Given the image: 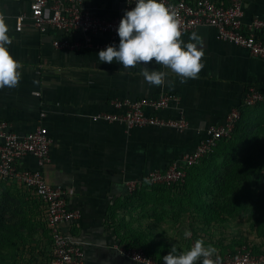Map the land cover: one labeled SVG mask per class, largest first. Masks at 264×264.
<instances>
[{
    "label": "crops",
    "instance_id": "0c3cea01",
    "mask_svg": "<svg viewBox=\"0 0 264 264\" xmlns=\"http://www.w3.org/2000/svg\"><path fill=\"white\" fill-rule=\"evenodd\" d=\"M125 1L85 0L84 4L110 17L122 12ZM243 11V23L264 18V0H245ZM1 12L12 38L8 50L22 68L18 87L0 89V119L19 135L39 123L47 129L51 148L44 178L50 185L62 186L68 192L69 206L80 212L79 219L63 229L82 243L84 264H137L114 249L118 241L135 243L156 260H163L173 246L177 253L187 250L196 239L222 252L249 246L264 255V199L256 198L252 206L235 212L232 207L200 206L197 200L206 196L197 190L190 194V201L179 204L172 200L186 194L180 190L134 195L125 192L124 184L194 149L208 126L221 123L240 104L246 87L264 90V61L216 39L215 29L203 26L182 34L185 43L193 42V32L202 37L204 67L199 78L182 84L170 74L164 86L156 87L144 80L139 67L123 69L115 61H99L97 53L106 46H118L119 37L113 42L103 35L90 38L94 46L102 44L104 49L57 50L52 46L55 34H40L28 18L22 30L15 31L14 19L29 14V0H2ZM148 67L160 70L154 63ZM162 94L176 95L178 102L159 115L177 118L181 113L187 122L183 132L159 127L127 129L90 119L95 113L112 111L113 99ZM21 165L37 169L32 158L22 160ZM199 179L190 173L191 184ZM2 185L4 196L27 199L29 215L46 229L38 200L14 183ZM185 230L191 232L190 238L184 237ZM40 244L47 253L36 255L29 264L47 262L50 239Z\"/></svg>",
    "mask_w": 264,
    "mask_h": 264
},
{
    "label": "built area",
    "instance_id": "2783aa9c",
    "mask_svg": "<svg viewBox=\"0 0 264 264\" xmlns=\"http://www.w3.org/2000/svg\"><path fill=\"white\" fill-rule=\"evenodd\" d=\"M85 0H29V14L15 17V31L20 32L28 18L40 34H55L52 46L62 51H80L93 45L90 38L103 35L109 41L118 38L116 29L126 10L135 6L134 0H126L122 12L107 17L99 15L84 4ZM177 13L182 34L199 27L215 29L216 39L247 50L254 58L264 61V18L254 17L243 23L245 0H162ZM2 0H0V14ZM3 15V14H2ZM81 36V38H79ZM39 96V93H35ZM178 97L162 94L156 98H116L110 102L112 111L98 112L90 116L93 122L120 124L127 129L142 127L170 128L183 132L187 122L180 113L177 118H164L162 110L176 105ZM264 103V90L253 86L245 88L240 104L226 114L223 121L208 126L204 137L194 149L183 153L163 168H153L146 174L125 181V192L133 194L144 185L178 189L185 183L187 170L198 165L212 154L216 145L233 135L244 108ZM45 116L40 113V118ZM51 139L47 129L37 124L32 131L19 135L11 125L0 119V183H14L29 191L40 203L43 222L50 237V251L45 264H84L82 243L68 231L72 222L80 217L77 209L68 204V192L59 185L46 182L43 169L50 163ZM32 158L37 169L23 167L21 161ZM258 192L264 196V166L257 178ZM114 249L126 260L137 264H163L148 256L136 246L120 241ZM219 264H264V255L254 252L249 246H240L230 251L218 250ZM213 259H216L214 256Z\"/></svg>",
    "mask_w": 264,
    "mask_h": 264
},
{
    "label": "clouds",
    "instance_id": "9594fccd",
    "mask_svg": "<svg viewBox=\"0 0 264 264\" xmlns=\"http://www.w3.org/2000/svg\"><path fill=\"white\" fill-rule=\"evenodd\" d=\"M135 6L126 10L116 29L119 44L106 46L97 53L101 63L114 61L123 69L140 68V74L151 86L162 87L171 74L180 83L198 79L204 64L202 37L193 32L190 40L182 39L181 21L177 13L162 0H134ZM9 27L4 15L0 14V89L19 86L22 65L10 54L12 43ZM154 63L160 70L150 69ZM185 238L191 232L185 230ZM216 259H213V257ZM163 264H219L218 249L205 246L196 239L185 251L177 253L176 247L163 256Z\"/></svg>",
    "mask_w": 264,
    "mask_h": 264
},
{
    "label": "rangeland",
    "instance_id": "374dc122",
    "mask_svg": "<svg viewBox=\"0 0 264 264\" xmlns=\"http://www.w3.org/2000/svg\"><path fill=\"white\" fill-rule=\"evenodd\" d=\"M264 166V104L246 108L241 125L230 140L221 142L211 156L191 170L199 177L191 184L188 180L180 191L186 193L174 202L190 201L193 191H200V206L237 208L253 205L256 198L254 176ZM144 186L133 193H171L179 191ZM0 184V264H29L36 255L47 253L39 247L50 237L46 229L29 215L28 200L4 196ZM34 202V200H30ZM192 202H196L191 200ZM37 203L36 200L34 202ZM49 238V239H48Z\"/></svg>",
    "mask_w": 264,
    "mask_h": 264
},
{
    "label": "trees",
    "instance_id": "16d2710c",
    "mask_svg": "<svg viewBox=\"0 0 264 264\" xmlns=\"http://www.w3.org/2000/svg\"><path fill=\"white\" fill-rule=\"evenodd\" d=\"M264 104V103H263ZM246 110V108H244L243 110H242V112H241V119H240V121H239V123L237 124V126H236V129H235V131H234V133H233V135L237 132V130L239 129V127H240V125H241V121H242V118H243V114H244V111ZM233 135L231 136V138L233 137ZM230 138V139H231ZM230 139H228V140H230ZM224 141H227V140H222V141H220L218 144H220L221 142H224ZM218 144L216 145V147L218 146ZM216 147L214 148V150H213V152L215 151V149H216ZM212 152V153H213ZM210 156H211V154H210ZM209 156V157H210ZM208 157V158H209ZM207 159V158H206ZM205 160V159H204ZM204 160H202L198 165H200ZM198 165H196V166H193V167H191V168H189L188 170H187V176H186V180H185V183H184V185L182 186V187H180V188H178L179 190L180 189H182V188H184V186H185V184H186V182H187V179H188V177H189V175H190V172H191V170L192 169H194L195 167H197ZM262 169V168H261ZM261 169H259L258 170V172H256V174H255V176H254V186H253V189H254V191H255V193L257 194V196H259V197H261V198H263L264 199V196L263 195H261V194H259V192H258V183H257V178H258V176L260 175V171H261ZM144 186H149V185H144ZM143 186V187H144ZM142 187V188H143ZM150 187H153V186H150ZM154 187H158V188H163L162 190H173L174 191V189H167V188H164V187H161V186H154ZM141 189V188H140ZM139 189V190H140ZM138 190V191H139ZM175 190H177V189H175ZM137 192V191H136ZM135 193V192H134ZM121 243H124V244H126V245H129V246H136V247H139V248H141V249H143L142 247H140L139 245H137V244H135V243H128V242H124V241H120ZM144 251H145V253L148 255V256H150L149 254H148V252H146V250L145 249H143ZM254 252H256V251H254ZM151 257V256H150ZM157 259V258H156Z\"/></svg>",
    "mask_w": 264,
    "mask_h": 264
}]
</instances>
